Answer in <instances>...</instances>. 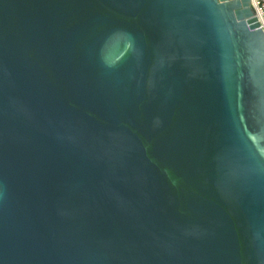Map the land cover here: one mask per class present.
Wrapping results in <instances>:
<instances>
[{
    "label": "water",
    "instance_id": "95a60500",
    "mask_svg": "<svg viewBox=\"0 0 264 264\" xmlns=\"http://www.w3.org/2000/svg\"><path fill=\"white\" fill-rule=\"evenodd\" d=\"M0 264H264L251 0H0Z\"/></svg>",
    "mask_w": 264,
    "mask_h": 264
},
{
    "label": "built area",
    "instance_id": "2783aa9c",
    "mask_svg": "<svg viewBox=\"0 0 264 264\" xmlns=\"http://www.w3.org/2000/svg\"><path fill=\"white\" fill-rule=\"evenodd\" d=\"M251 6L264 30V0H251Z\"/></svg>",
    "mask_w": 264,
    "mask_h": 264
}]
</instances>
